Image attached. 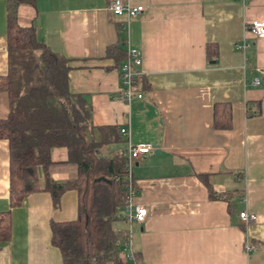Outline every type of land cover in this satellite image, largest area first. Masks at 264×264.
Masks as SVG:
<instances>
[{
  "label": "crops",
  "instance_id": "0c3cea01",
  "mask_svg": "<svg viewBox=\"0 0 264 264\" xmlns=\"http://www.w3.org/2000/svg\"><path fill=\"white\" fill-rule=\"evenodd\" d=\"M112 1L37 0L21 23L35 24L39 39L70 59L69 89L87 96L94 137L99 126L128 128L106 151L151 146L132 172V201L147 216L120 223L131 251L141 254L139 264H264V36L248 29L264 21V0H122L144 7L129 23L110 10ZM120 37L126 49L142 51L135 87L142 98L131 101L122 97L124 60L108 51ZM8 72L7 0H0V76ZM9 112V94L0 91V119ZM78 208L76 190L58 206L48 191L31 193L11 210L0 264H64L51 223L76 219ZM10 209V146L0 139V213ZM242 211L255 219L244 224Z\"/></svg>",
  "mask_w": 264,
  "mask_h": 264
},
{
  "label": "trees",
  "instance_id": "16d2710c",
  "mask_svg": "<svg viewBox=\"0 0 264 264\" xmlns=\"http://www.w3.org/2000/svg\"><path fill=\"white\" fill-rule=\"evenodd\" d=\"M23 5L36 8L37 0H7L9 72L0 76V91L9 94L10 112L0 119V139L10 146L11 209L0 213V242L11 238V210L31 193L48 191L58 206L65 192L76 190L77 218L51 223L52 244L64 264H139L142 257L131 251L130 230L119 225L129 221L124 213L131 196L127 157L101 152L121 141V127L99 126V138L93 136L87 96L69 89L70 59L41 41L35 24L21 23ZM126 41L120 37L108 48L118 61L128 57ZM56 147L67 148L66 160H53ZM56 170H72L77 177L54 180L50 174ZM133 188L137 194L135 181ZM210 195L221 197L212 189Z\"/></svg>",
  "mask_w": 264,
  "mask_h": 264
},
{
  "label": "built area",
  "instance_id": "2783aa9c",
  "mask_svg": "<svg viewBox=\"0 0 264 264\" xmlns=\"http://www.w3.org/2000/svg\"><path fill=\"white\" fill-rule=\"evenodd\" d=\"M143 6H132L129 3H124L122 0H113L110 4V10L117 16H124L127 18L129 23L130 19L143 10ZM248 29L256 36H264V21L263 20H254L249 26ZM128 42V41H126ZM142 64V51L140 49L128 47V57L123 62L120 69L122 76V97L131 101L136 97L142 98V94H136V78L139 74L136 67H139ZM259 80L256 79L253 83H258ZM122 134L128 132L127 127L121 128ZM151 149V146L148 144H132L130 143L127 148L118 151V154L127 157V168H128V189L130 192L129 202L124 209V213L127 219L130 222L139 221L142 222L147 216V209L144 206L134 204L132 199L136 195L133 183V166L137 160H139L143 155L147 154ZM240 217L244 224H248L250 220L255 219L254 215L249 214L247 211L240 212ZM250 249V248H249Z\"/></svg>",
  "mask_w": 264,
  "mask_h": 264
},
{
  "label": "rangeland",
  "instance_id": "374dc122",
  "mask_svg": "<svg viewBox=\"0 0 264 264\" xmlns=\"http://www.w3.org/2000/svg\"><path fill=\"white\" fill-rule=\"evenodd\" d=\"M23 6H25L26 8L25 9H24V7L21 8V12H20V15H19V19H20L21 22L25 23L26 21H29L28 18H30L31 15H29L28 18H27V15L28 14L26 15L25 14V11H22V10H26L27 11L28 10L27 8H30L34 12L35 9H33V6H30V5H23ZM117 144H111L109 146L107 145L103 149H101V152L103 154H108L110 151H106V148H108V149L111 150L114 147H118ZM53 150H54V157H55V159H57V160H60V159L63 160V159H67L68 158V150H67V148H65V147H56ZM126 222H128V221H126ZM119 225H120V223H119Z\"/></svg>",
  "mask_w": 264,
  "mask_h": 264
}]
</instances>
